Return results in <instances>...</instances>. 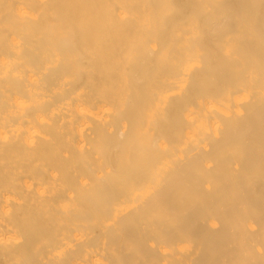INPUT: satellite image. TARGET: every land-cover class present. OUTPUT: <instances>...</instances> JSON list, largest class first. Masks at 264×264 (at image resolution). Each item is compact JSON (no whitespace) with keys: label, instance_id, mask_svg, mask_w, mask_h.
Here are the masks:
<instances>
[{"label":"bare ground","instance_id":"6f19581e","mask_svg":"<svg viewBox=\"0 0 264 264\" xmlns=\"http://www.w3.org/2000/svg\"><path fill=\"white\" fill-rule=\"evenodd\" d=\"M33 1L0 3V264H264V0Z\"/></svg>","mask_w":264,"mask_h":264},{"label":"rangeland","instance_id":"374dc122","mask_svg":"<svg viewBox=\"0 0 264 264\" xmlns=\"http://www.w3.org/2000/svg\"><path fill=\"white\" fill-rule=\"evenodd\" d=\"M24 1H26V2H24ZM18 2H20V5H19V3ZM0 3L1 4H7V5H12V10H15V9H17V10H19L20 11V9H22L20 12H24L25 10H23V9H26V11L25 12H27V10H30V11H32V12H35L36 10H35V8H34V3H35V1H31V0H0ZM23 3V4H22ZM17 4V5H16ZM19 5V9H18V6ZM23 6V8H20V7H22ZM27 7V8H26ZM6 8H8V7H6ZM6 8H4V9H6ZM8 9H10L11 10V7L10 8H8ZM16 11V10H15ZM19 11H17V12H19ZM29 11V12H30Z\"/></svg>","mask_w":264,"mask_h":264}]
</instances>
